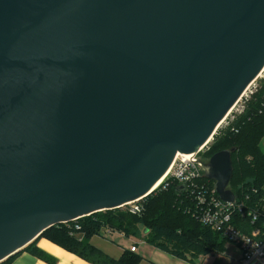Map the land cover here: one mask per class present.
Instances as JSON below:
<instances>
[{"label": "water", "instance_id": "1", "mask_svg": "<svg viewBox=\"0 0 264 264\" xmlns=\"http://www.w3.org/2000/svg\"><path fill=\"white\" fill-rule=\"evenodd\" d=\"M263 69L264 0H0V262L148 197ZM235 152L202 165L225 201Z\"/></svg>", "mask_w": 264, "mask_h": 264}, {"label": "trees", "instance_id": "2", "mask_svg": "<svg viewBox=\"0 0 264 264\" xmlns=\"http://www.w3.org/2000/svg\"><path fill=\"white\" fill-rule=\"evenodd\" d=\"M241 115L225 130L219 141L202 155L208 161L220 150L235 148L232 155L234 173L231 188L239 194L242 190L264 188V81L245 104ZM236 170V171H235ZM237 180V183L235 181ZM213 185L214 182L210 181ZM239 183V184H238ZM179 183L171 181L167 189L163 185L148 195L143 203L142 214H134L127 207L98 211L78 220L82 232L72 231L65 224H57L43 232L42 236L57 242L95 264H137L136 255L125 252L120 260L112 259L91 245L85 238L99 234L103 227H110L126 234L139 235L146 232V240L180 257L193 252L196 255L216 250L225 238L194 216L193 203L186 192L179 190ZM79 234H83L80 239Z\"/></svg>", "mask_w": 264, "mask_h": 264}, {"label": "built area", "instance_id": "3", "mask_svg": "<svg viewBox=\"0 0 264 264\" xmlns=\"http://www.w3.org/2000/svg\"><path fill=\"white\" fill-rule=\"evenodd\" d=\"M260 77L264 78V69ZM257 87L255 86L254 90H249V87L245 91L241 97L242 99L245 96L241 109L232 117L227 126L234 122L238 115L244 112L246 102L255 93ZM248 90L250 93L247 92ZM225 120H223V123ZM208 144L201 147L198 153L177 155L170 165V173L162 184L163 189H167L171 181H176L179 183V186H184L183 192L187 193L193 203L192 210L194 216L202 224L214 231H218L223 238L239 249L241 252V264H248L260 259L264 263V188L261 190L252 189L249 192L242 190L239 194L233 191L236 195L234 200H223L216 191L215 181H213V185L210 182L212 180H209L205 176L202 166L207 161L200 154L206 152L205 147ZM141 201L127 204L128 210L134 214H142L144 206ZM78 220H72L63 224L69 227L72 231L71 233L78 234L82 232V227L79 225ZM132 250L135 251L136 246H133Z\"/></svg>", "mask_w": 264, "mask_h": 264}, {"label": "crops", "instance_id": "4", "mask_svg": "<svg viewBox=\"0 0 264 264\" xmlns=\"http://www.w3.org/2000/svg\"><path fill=\"white\" fill-rule=\"evenodd\" d=\"M140 228L139 235L103 227L99 234L85 238L91 245L108 255L113 260H120L125 252L139 258L137 264H241V252L226 239L216 250L196 255L189 252L184 257L173 254L159 246H154L146 240V230ZM143 234V235H142ZM80 239L83 234H79ZM139 238V239H138ZM141 241V242H140ZM136 246L133 251L132 247ZM230 258L226 260L223 257ZM0 264H95L78 254L51 241L46 236H40L25 249L16 252ZM248 264H264L263 261L254 260Z\"/></svg>", "mask_w": 264, "mask_h": 264}, {"label": "rangeland", "instance_id": "5", "mask_svg": "<svg viewBox=\"0 0 264 264\" xmlns=\"http://www.w3.org/2000/svg\"><path fill=\"white\" fill-rule=\"evenodd\" d=\"M262 81H264V78L263 77H260L257 78L255 80V82L250 86V89L249 90H254L255 89V86H259ZM249 90L247 92H249ZM250 93V92H249ZM245 100V96H243V98L241 99V101L235 106L234 110L228 115L227 119L224 121V123L217 129V131L215 132V134L213 135V139L211 140V142L208 144V146L205 147V151L207 152V150H209L211 147H213V145L219 141L223 135V130H225L227 128V125L228 123L231 121L232 117L235 116L237 113H238V110L241 109V105L243 104ZM261 148L264 150V140H261V142L259 143ZM205 152V153H206ZM204 153L202 152L200 155H203ZM236 171V170H235ZM234 173V172H233ZM235 183H237V180L235 181ZM239 184V183H238ZM146 198L142 199L141 203H145L146 202ZM141 226V228L144 227V225H139ZM143 235V234H142ZM145 236V234H144ZM139 239V238H138ZM141 242V241H140Z\"/></svg>", "mask_w": 264, "mask_h": 264}, {"label": "bare ground", "instance_id": "6", "mask_svg": "<svg viewBox=\"0 0 264 264\" xmlns=\"http://www.w3.org/2000/svg\"><path fill=\"white\" fill-rule=\"evenodd\" d=\"M260 74H261V73H260ZM260 74H259V76H260ZM259 76H258V77H259ZM249 87H250V86H249ZM235 105H236V104H235ZM235 105H234L233 108L230 110V112L235 108ZM230 112H228V114H229ZM228 114H227V115H228ZM226 117H227V116H226ZM226 117H225V119H226ZM225 119H224V120H225ZM221 122H223V121H221ZM220 126H221V125H220ZM220 126H219V127H220ZM212 139H213V138H212ZM212 139H210L207 143H210ZM179 154H181V153H179ZM179 154H178V155H179ZM184 154H185V153H184ZM192 154H195V153H187L186 155H192ZM182 155H183V154H182ZM170 170H171V167H170V169L168 170V172H167V173H166V174H165V175L159 180V182L156 184V186L153 188V190H156V188H158L160 185H162V184L165 182L164 180L166 179L167 175L170 173ZM153 190H152V191H153Z\"/></svg>", "mask_w": 264, "mask_h": 264}, {"label": "clouds", "instance_id": "7", "mask_svg": "<svg viewBox=\"0 0 264 264\" xmlns=\"http://www.w3.org/2000/svg\"><path fill=\"white\" fill-rule=\"evenodd\" d=\"M244 242L247 244L246 241H244ZM220 257H223V258H225L226 260H229V261H230V258H226L225 256H220Z\"/></svg>", "mask_w": 264, "mask_h": 264}]
</instances>
